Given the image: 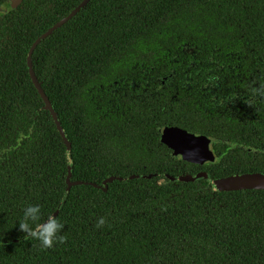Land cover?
Instances as JSON below:
<instances>
[{
    "label": "trees",
    "instance_id": "16d2710c",
    "mask_svg": "<svg viewBox=\"0 0 264 264\" xmlns=\"http://www.w3.org/2000/svg\"><path fill=\"white\" fill-rule=\"evenodd\" d=\"M81 1L21 0L0 17V264H264V189L211 184L264 172V87L248 81L264 77V0H87L41 38L30 60L70 144L66 189V145L27 54ZM183 42L248 96L241 113L173 96ZM172 124L212 136L213 159L173 157L159 139ZM28 204L57 216L65 243L24 239Z\"/></svg>",
    "mask_w": 264,
    "mask_h": 264
},
{
    "label": "flooded vegetation",
    "instance_id": "af4514ba",
    "mask_svg": "<svg viewBox=\"0 0 264 264\" xmlns=\"http://www.w3.org/2000/svg\"><path fill=\"white\" fill-rule=\"evenodd\" d=\"M20 1L21 0H3L0 3V17L2 18L3 12H5L6 9H8V7L13 8L18 3H20ZM171 56L172 58H174L175 66L179 68V70L182 72V77L177 78L181 83L180 89H177L176 84L172 86L169 83L173 87V89H175V93H173V96H177L178 94H181V96L183 97L185 96L190 97L191 95L197 93L196 96L202 98L203 108L207 109L211 116L213 114L235 115L238 112L241 113V108L244 109L246 107L245 104L248 101L247 99L248 96L243 95L242 93H240L239 95V93H237V91L235 90H227L228 88H230V84H227L228 81L227 82L225 80L221 81L219 75L215 72L217 67L216 66L217 61L214 60V58H212L210 54L204 55L203 48H199L195 45H191V43L189 42H183L179 50L176 49ZM257 74L259 75V72ZM153 78H158V77L153 76L152 78H150V80H152ZM163 80H165L166 82V80H168V77H164ZM248 81L250 82V88L254 90H257L258 86L262 87V85H264V77L249 76ZM197 82H200L199 87L190 90ZM236 85H237V90H239L240 88L239 84ZM144 90L145 88L143 89V91ZM254 98L258 100L261 98V96L259 95L256 97L254 95ZM175 105H177L180 108H184V103L182 101L176 102ZM171 126L179 127L181 129L188 130L194 133H199L206 136L209 139V147H211V144L214 141L213 137L210 135H206L197 131H192L175 124L163 125L160 127V129L162 127H171ZM170 151L172 153L171 149ZM192 163H197V162H192ZM198 164H204V163H198Z\"/></svg>",
    "mask_w": 264,
    "mask_h": 264
},
{
    "label": "water",
    "instance_id": "95a60500",
    "mask_svg": "<svg viewBox=\"0 0 264 264\" xmlns=\"http://www.w3.org/2000/svg\"><path fill=\"white\" fill-rule=\"evenodd\" d=\"M87 0H82L77 7H75L68 15L59 20L54 26L50 27L46 32H44L40 37L36 39L33 43L32 47L29 49L27 54V67L30 78L40 94L41 98L44 101V108L48 109L55 124L57 131L60 133L62 140L66 145V155L68 159V174L66 177L67 188L70 184L77 183L78 181H69L68 178L71 172V160L69 158V149L70 144L66 138L64 130L59 122V119L56 115L55 110L52 108L51 102L49 101L47 95L44 93L40 82L37 80L30 60V54L33 46L43 37L48 35L55 27L62 24L66 21L74 12H76L80 7L84 5ZM160 140L163 144L169 147L172 150L171 155L176 158L188 160L190 162L197 163H205L207 160L213 159V151L211 147H209V139L199 133H194L188 130L181 129L179 127L171 126V127H162L160 129ZM207 177L205 172H198L193 175L192 179H199ZM114 177H108L107 181L112 180ZM185 177L180 175L178 177H174L173 179H184ZM106 180L103 181L105 184ZM211 184L214 188L219 190H235L242 188H258L264 189V172H251V173H242L235 174L225 178H215L211 180ZM105 188V187H104ZM54 215V214H53Z\"/></svg>",
    "mask_w": 264,
    "mask_h": 264
},
{
    "label": "clouds",
    "instance_id": "9594fccd",
    "mask_svg": "<svg viewBox=\"0 0 264 264\" xmlns=\"http://www.w3.org/2000/svg\"><path fill=\"white\" fill-rule=\"evenodd\" d=\"M264 87V85H262ZM43 213L40 205L28 204L22 209V218L19 220V230L24 233V239H31L39 242L42 249H50L56 243L66 242V236L58 235L64 224L60 222L57 216L49 214L42 218ZM106 223L105 218L100 217L96 227H103Z\"/></svg>",
    "mask_w": 264,
    "mask_h": 264
}]
</instances>
